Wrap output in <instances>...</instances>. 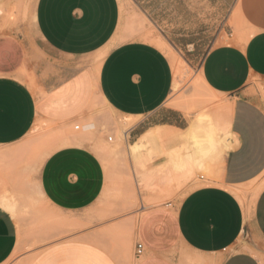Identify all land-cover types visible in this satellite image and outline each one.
Here are the masks:
<instances>
[{
  "label": "crops",
  "instance_id": "crops-1",
  "mask_svg": "<svg viewBox=\"0 0 264 264\" xmlns=\"http://www.w3.org/2000/svg\"><path fill=\"white\" fill-rule=\"evenodd\" d=\"M119 20L118 0H38L35 44L24 38L22 27L0 36V146L21 141L36 123L54 131L60 140L40 166L38 188L49 206L79 223L88 222L106 182L93 145L70 129L88 118L95 94L115 115L138 120L128 130L132 140L157 128L184 134L190 126L183 111L166 105L173 72L158 47L140 41L117 45L91 75L86 59L108 46ZM219 37L199 66L202 85L229 104L228 149L210 182H188L176 205L152 197L170 202L139 215L130 260H121L115 243L99 240L108 226L92 222L40 250L31 264H264V186L251 213L237 195L264 180V0H236ZM88 130L83 126L82 132ZM185 139L157 146L156 167L167 164L169 149ZM194 169L199 168L179 179L185 182ZM171 171L169 165L162 176L167 184L175 179ZM245 234L257 253L238 244ZM17 246L16 223L0 206V264Z\"/></svg>",
  "mask_w": 264,
  "mask_h": 264
},
{
  "label": "rangeland",
  "instance_id": "rangeland-1",
  "mask_svg": "<svg viewBox=\"0 0 264 264\" xmlns=\"http://www.w3.org/2000/svg\"><path fill=\"white\" fill-rule=\"evenodd\" d=\"M37 1L0 0V36L20 32L22 27L24 38L35 44L33 14ZM118 1L120 20L114 37L106 48L86 59L91 75L96 77L105 56L117 45L140 41L158 47L168 57L173 72L172 89L166 105L186 114L190 123L186 132L192 127L209 126V133H214L213 149L194 166L199 169H194L189 179L182 182L178 176L182 174L186 177L194 167L176 169L174 163L177 161L174 160L192 154L194 140L202 137L186 138L178 148H170L167 164L156 167L161 154L155 148L167 144L163 141L175 144L177 139H157L159 141L151 142L148 152L139 155L140 158L129 156L127 147L135 146L151 130L137 141L130 139L128 130L138 120L115 115L95 94L88 118L84 122L73 123L70 129L72 133L82 134L84 140L93 145V150L104 164L106 182L100 201L88 213V222L79 223L55 211L39 191L37 178L40 166L60 139L48 126L36 123L21 141L0 146V206L10 213L18 229V246L4 264H31L40 250L75 235L77 231L91 226L92 222L108 226L99 235V240L111 245L115 243L121 260H130L134 248L133 226L139 215L149 208L170 202L154 201L152 197L158 194L173 199L171 204H178L188 190L185 187L188 182L195 187L200 184V177L210 182L212 169L228 149L229 104L202 85L199 66L204 54L218 44L228 11L236 0ZM26 80L33 87V75L26 76ZM85 125L90 130L84 133L82 128ZM75 126L79 130H75ZM169 165L175 179L167 184L162 176ZM263 186L264 180L237 192L250 213ZM238 244L257 253L255 241L246 234Z\"/></svg>",
  "mask_w": 264,
  "mask_h": 264
},
{
  "label": "bare ground",
  "instance_id": "bare-ground-1",
  "mask_svg": "<svg viewBox=\"0 0 264 264\" xmlns=\"http://www.w3.org/2000/svg\"><path fill=\"white\" fill-rule=\"evenodd\" d=\"M210 131H211L210 127L206 125L204 128H199V129H197L196 127H192L189 131H187L184 134V138L195 139L198 136H201L202 138L200 140H197V139L194 140L195 143H194V149L192 148L193 149L192 154H190L189 156H186L185 158L180 157L181 159H176L178 157L175 156L176 158L174 161H177V162L174 163V161H171L175 164L174 168L187 169L192 166L194 167L201 162L202 158H205L207 156V153H210V151H212L215 139L212 135L214 133L210 134L209 133ZM210 135H212V137ZM182 137L183 135H180L178 132L171 131L169 129L168 130H164L162 128L153 129L149 133L144 135L138 141V143L135 144V146L127 147V153L129 156L133 155V157H139L140 153L144 151L145 149L147 150L149 144H151V142L157 139H177L178 140V139H182Z\"/></svg>",
  "mask_w": 264,
  "mask_h": 264
},
{
  "label": "built area",
  "instance_id": "built-area-1",
  "mask_svg": "<svg viewBox=\"0 0 264 264\" xmlns=\"http://www.w3.org/2000/svg\"><path fill=\"white\" fill-rule=\"evenodd\" d=\"M75 129H78V126L75 127ZM108 141H112V138H108ZM142 252V245L137 244L136 246V255H140Z\"/></svg>",
  "mask_w": 264,
  "mask_h": 264
}]
</instances>
